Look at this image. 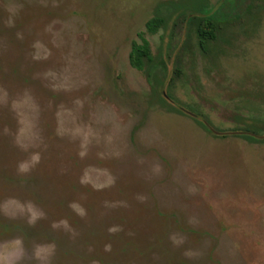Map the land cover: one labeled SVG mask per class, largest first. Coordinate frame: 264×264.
<instances>
[{"label":"rangeland","instance_id":"obj_1","mask_svg":"<svg viewBox=\"0 0 264 264\" xmlns=\"http://www.w3.org/2000/svg\"><path fill=\"white\" fill-rule=\"evenodd\" d=\"M0 264H264V0H0Z\"/></svg>","mask_w":264,"mask_h":264},{"label":"trees","instance_id":"obj_2","mask_svg":"<svg viewBox=\"0 0 264 264\" xmlns=\"http://www.w3.org/2000/svg\"><path fill=\"white\" fill-rule=\"evenodd\" d=\"M164 25L162 19L156 18L149 21L146 25V32L148 34H156L160 28ZM220 30L218 25L211 19H205L199 28L200 46L205 50L207 43L211 40H215L216 32ZM141 37V43H134L132 53L130 56L131 64L136 69L142 70L146 66V63L152 62L151 49L149 42ZM249 141H255L251 137H245Z\"/></svg>","mask_w":264,"mask_h":264}]
</instances>
